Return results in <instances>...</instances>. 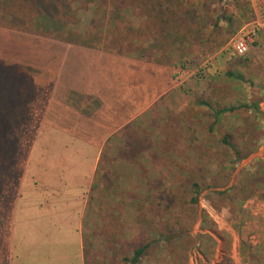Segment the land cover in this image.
Segmentation results:
<instances>
[{"label": "rangeland", "instance_id": "obj_1", "mask_svg": "<svg viewBox=\"0 0 264 264\" xmlns=\"http://www.w3.org/2000/svg\"><path fill=\"white\" fill-rule=\"evenodd\" d=\"M68 1L76 17H65L63 24L72 32L82 33L89 26L93 10L80 7L74 0ZM192 1L200 4V0ZM205 1L208 27L204 52L202 48H196L194 55L186 57L185 61L189 62L184 64L178 59L175 67L176 59L172 55H169L172 63L160 68L155 61H141L133 56H118L0 28V61L12 50L16 51L21 61H26V50L28 56L30 53L29 58L33 57L34 119L28 126L30 130L27 134L24 131L17 134L18 145L30 146L31 137L35 142L39 141V145L45 142L43 139H46L47 133H37L43 125V117L47 116L44 103L55 100L49 120H57L60 104L76 100L75 95L67 91L70 87H67V81L74 78H144L147 84L146 106H149L150 99L168 92L173 84L182 82L179 87L191 101L194 99L190 111L193 116L200 114L189 128H180L182 133L178 135V149H173L171 132L175 127L171 124L172 115L168 107H164L168 105L164 100L155 106L151 103L153 106L139 120L147 118L146 129L149 132L136 136L145 137V150L141 145L130 150L131 145L126 140L123 148L102 151L91 194V201L99 211L98 227L95 229L98 240L96 247L87 252L88 264H124L123 258L131 256L129 252L124 256L126 248L129 249L130 244L138 240L142 231L158 227L160 220L167 225V229L158 228L150 233L152 245L138 264H264V83L259 77H252L254 85L227 77V65L224 63L226 58L232 57L234 63L240 64L242 58L254 54L258 36L264 32L258 34L249 52L239 57L233 42L247 26L235 29L239 20L234 14L253 13L254 4L257 7L260 3L264 4V0H223L219 6L218 0ZM217 15L222 18L215 28L213 23ZM225 17L233 23L229 29L223 24ZM192 30L197 31L195 27H191ZM210 37L216 46L224 48L220 55L216 54L219 47L210 45ZM4 45L7 47L3 49ZM211 50L214 53H210ZM213 63H220L223 68L218 76L214 73L216 82L195 85L196 76L191 81L193 76L190 75L200 74L202 66L204 73L209 71L210 74ZM59 77L63 78L60 89L53 92L51 85ZM217 88L218 93L225 96L220 102L213 101ZM134 94L131 91L130 98ZM205 102L209 105H204ZM252 102H258L260 114L257 116H253V110L242 107ZM232 107L236 108L235 117L227 114L215 126V112ZM62 112L74 115L64 109ZM158 114H162L159 127L153 124L157 120L154 116ZM239 115L245 122L241 129L236 126ZM208 118L211 121L209 127L206 124ZM136 127L133 124L127 128L129 133L116 136L128 137L130 142L135 138L131 132ZM225 136L238 147L241 160L235 161L230 149L220 142ZM22 150L21 153L18 151L19 159L25 158L24 151L28 152V149ZM187 152H191L193 157ZM21 168L19 164L18 178ZM193 183L199 184L201 189L197 206L190 204L191 197L195 196ZM153 195L156 200L152 199ZM112 209L114 217L120 219L116 220L118 223L110 224ZM103 217L108 222H102ZM151 221L154 223L150 224ZM159 231L166 238L171 237L170 241L163 240ZM87 239L88 234L85 233ZM115 241L120 244L115 246ZM126 243L129 246L124 248Z\"/></svg>", "mask_w": 264, "mask_h": 264}, {"label": "crops", "instance_id": "obj_2", "mask_svg": "<svg viewBox=\"0 0 264 264\" xmlns=\"http://www.w3.org/2000/svg\"><path fill=\"white\" fill-rule=\"evenodd\" d=\"M263 8V3L257 7L254 4L253 13H235L234 16L239 20L235 29L262 23ZM229 21H223L228 29L233 25ZM256 42L254 54L242 58L240 64L234 63L232 57L226 58L227 77L253 85V78L259 77L260 82L264 83V34H260ZM6 47L4 45L3 49ZM218 49L215 53L220 55L224 48ZM29 56L26 50V61H21L16 51L12 50L0 61V117L16 119L14 125L3 132L7 135L4 142H0L1 154L2 149L9 151L8 155L4 152V157L0 155V264H88L87 252L91 247H96L98 240L95 229L98 227L99 211L91 201V194L96 184L102 151L123 148L126 140L131 145L128 146L130 150L140 145L145 150V137L136 136L149 132L146 129L147 118L141 122L139 120L148 113V108L163 100L168 105L164 107H168L172 115L171 124L175 127V130H171L173 149H178V135L182 133L180 128H189L200 114L193 116L190 111L194 99L191 101L179 87L182 82L173 84L168 92L159 93L150 99L153 105L146 106L147 84L144 78H74L67 81V87L70 86L67 91L73 93L76 100L70 104H60L57 120H49L51 105L55 100L44 103L47 116L43 117V125H40L37 133H47L46 139L42 137L45 142L39 145V141L35 142L31 137L30 146L18 145L17 134L20 131L29 132L28 126L30 122L32 125L35 113L34 65L33 57ZM211 65L210 74L209 71L204 73L205 68L202 66L199 69L201 75H190L193 76L191 81L196 76L195 85L205 86L216 82L223 68L220 63ZM62 81V77L55 80L51 85L53 92L60 89ZM218 88L213 98L215 102L225 97L218 93ZM131 91L135 92L131 96L132 100L129 95ZM62 109L74 115H67ZM236 113L215 114L213 124H219L220 118L227 114L235 117ZM154 117L157 120L153 124L161 126L162 114ZM236 123L239 129L243 128L245 122L241 115ZM133 124L137 127L131 132L135 138L130 142L128 137L116 136L129 133L127 128ZM206 124L208 127L211 125L209 118ZM185 140L190 141L188 138ZM187 148L190 149L188 144ZM22 149H28V152L24 151L25 158L19 159L18 151L21 153ZM186 154L191 155V152ZM19 164L22 167L20 178ZM114 216L112 209L110 224L120 220ZM104 220L108 222L103 217L102 222ZM85 233L88 234L87 241Z\"/></svg>", "mask_w": 264, "mask_h": 264}, {"label": "trees", "instance_id": "obj_3", "mask_svg": "<svg viewBox=\"0 0 264 264\" xmlns=\"http://www.w3.org/2000/svg\"><path fill=\"white\" fill-rule=\"evenodd\" d=\"M74 1L80 7H90L93 10L89 26L82 33L72 32L63 24L65 17H76L73 6L68 0H0V28L58 40L68 45L101 50L118 56H133L141 61H155L159 65L172 63L169 55L176 59L174 66L178 59L185 64L189 62L185 61L186 57L194 55L196 48L203 49V45L207 42L205 32L208 23L205 21L207 17L205 0H200L199 5L192 0ZM222 1L218 0L217 5L219 6ZM221 18V15L215 18L213 23L215 28L218 27ZM104 22H106L105 25ZM191 27H195L197 31H191ZM213 40L212 37L208 38L210 45L218 48L219 46H216ZM212 52L211 50L210 53ZM203 104L208 106L206 102ZM242 107L253 110L255 114L253 116L260 114L258 102ZM235 110V107L224 108L216 111L215 114L218 116L233 113ZM15 121L14 117H0V142L3 143L7 137L3 132L11 125L13 126ZM220 142L230 149L235 161L242 159L238 147L228 136L223 137ZM4 152L8 155L9 151L2 149L3 155L1 151L0 155L3 157ZM192 190L195 196L191 197L190 204L197 206L201 193L199 184L193 183ZM152 199L157 198L153 195ZM152 223L154 221L150 222ZM166 226L160 220L158 227L149 228L147 232L142 231L136 242L130 246L126 243L124 248L129 246V249L126 248L124 256L127 252L131 253V256L123 258L124 264H138L152 245L150 233L157 231L158 228L167 229ZM158 233L163 236V240L170 241L171 237L166 238L161 231ZM114 243L115 246L120 244L118 241Z\"/></svg>", "mask_w": 264, "mask_h": 264}, {"label": "built area", "instance_id": "obj_4", "mask_svg": "<svg viewBox=\"0 0 264 264\" xmlns=\"http://www.w3.org/2000/svg\"><path fill=\"white\" fill-rule=\"evenodd\" d=\"M261 32H264V21L242 29L233 42L235 53L239 57L245 56Z\"/></svg>", "mask_w": 264, "mask_h": 264}]
</instances>
